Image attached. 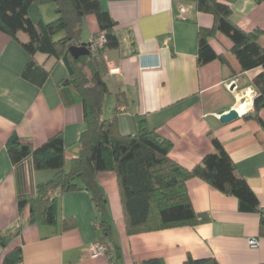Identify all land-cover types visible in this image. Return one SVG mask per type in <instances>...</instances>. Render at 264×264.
Instances as JSON below:
<instances>
[{
  "label": "crops",
  "instance_id": "obj_1",
  "mask_svg": "<svg viewBox=\"0 0 264 264\" xmlns=\"http://www.w3.org/2000/svg\"><path fill=\"white\" fill-rule=\"evenodd\" d=\"M221 1L230 6L231 20L243 31L263 32L259 42L264 47V0ZM100 2L116 23L120 39L119 47L104 56L110 92L104 118L111 116L114 95L124 92L128 106L120 109V133L132 135V116L144 117L151 130L172 144L171 158L186 169L214 152L212 139H217L238 175L257 196L260 213L240 212L236 198L194 179L188 183V193L197 217L195 227L127 236L116 178L103 173L97 182L106 199L111 225L110 258L93 256L100 232L90 195L84 190L66 193L58 200V221L72 218L73 229L61 231L59 223L29 224V210L18 212L17 200L33 198L37 186L55 172L34 171L30 158L12 164L6 142L16 134L23 143L37 148L60 133L68 170L78 154L84 128L82 108L73 89L60 84L68 76L62 62L37 53L35 61L49 72L46 82L37 87L21 77L28 55L0 32V264L16 248L22 252L18 264H185L188 259L210 258L218 264H264V236L259 234L260 218L264 217V108L259 111L260 122L247 117L253 112V82L261 70L240 72L230 53L231 42L222 35L210 44L227 63L216 60L198 66V31L210 28L212 18L196 12L191 5L179 0ZM44 8H29L28 16L34 24L57 18L52 5L48 11ZM97 29L96 19L88 17L81 44L89 42ZM18 39L26 42L27 36L19 33ZM249 96H253L250 105ZM238 102L244 104V112L249 108L247 113L228 124L220 123L219 113ZM251 239L257 240L256 247L249 245Z\"/></svg>",
  "mask_w": 264,
  "mask_h": 264
},
{
  "label": "trees",
  "instance_id": "obj_2",
  "mask_svg": "<svg viewBox=\"0 0 264 264\" xmlns=\"http://www.w3.org/2000/svg\"><path fill=\"white\" fill-rule=\"evenodd\" d=\"M179 1L212 18L210 28L198 31V66L216 60L223 65L227 63L210 44L212 39L222 35L231 42L230 53L238 62L240 72L261 70L253 82V112L247 116L260 122L259 111L264 108V47L259 41L263 32L243 31L231 20L230 6L221 0ZM44 5H52L57 18L34 24L28 16L29 8ZM90 16L96 19L98 28L92 39L102 35L105 43L95 52L75 59L70 56L69 48L81 45L84 23ZM115 27L116 23L102 8L100 0H0V32L16 41L29 57L22 79L37 87L48 79L49 72L34 59L37 53L53 57L57 62L66 57L72 73H68L60 84L73 89L82 108L84 123L78 140V154L68 170L62 134L52 136L37 148L23 143L16 134L8 138L6 151L12 164L30 158L34 171L55 172L51 179L37 186L33 198H18V212L28 208L29 224L53 226L59 223L61 231H69L75 227L74 220L58 221V200L66 193L84 190L90 195L96 211V226L100 232L98 243L104 245L108 253L112 247V231L106 199L97 182L98 175L103 173H112L116 178L127 236L195 227L197 217L188 193V183L194 179L225 196L236 198L240 212L260 213L257 196L238 175L230 156L217 139H212L214 152L205 155L193 168L186 169L171 158L172 144L151 130L144 117L132 116V135L120 133V109L125 110L128 106L124 92L114 95L111 116L104 118L105 102L110 95L106 84L109 70L104 56L120 45ZM19 33L27 36L26 42L19 41ZM259 234L264 236L263 216ZM0 242H3L1 237ZM21 261V248H16L4 257L2 264ZM185 264L218 262L213 258L188 259Z\"/></svg>",
  "mask_w": 264,
  "mask_h": 264
},
{
  "label": "water",
  "instance_id": "obj_3",
  "mask_svg": "<svg viewBox=\"0 0 264 264\" xmlns=\"http://www.w3.org/2000/svg\"><path fill=\"white\" fill-rule=\"evenodd\" d=\"M69 54L71 57L77 59L81 56H87L90 54V51L87 49L86 44H81L80 46L77 47H71L69 48ZM62 63L64 64L67 72L69 74L72 73L67 58L64 57L62 60ZM247 112H244L243 107L241 106L240 102L236 103L235 106L232 108H229L225 111H221L218 115L219 121L222 124H228L234 120H236L238 117H241L245 115Z\"/></svg>",
  "mask_w": 264,
  "mask_h": 264
},
{
  "label": "built area",
  "instance_id": "obj_4",
  "mask_svg": "<svg viewBox=\"0 0 264 264\" xmlns=\"http://www.w3.org/2000/svg\"><path fill=\"white\" fill-rule=\"evenodd\" d=\"M182 12H184L183 8H181ZM105 43V39L104 37L101 35L98 39L94 40V39H91L89 42L87 43H84L86 44V47L87 49L90 51V52H95L98 48H100L103 44ZM234 84V83H233ZM236 89V88H235ZM238 92H240V90H238ZM254 93V92H253ZM255 95V94H253ZM253 96H249V105L251 104L250 102L252 101ZM243 99H247V96L246 97H243ZM241 104V103H240ZM242 106V104H241ZM249 245L251 247H256L258 245L257 243V240L255 239H251L249 240ZM93 256L96 257L98 255H106L108 258H110V256L108 255V252H107V249L104 245H100V244H97L96 246H94L93 248Z\"/></svg>",
  "mask_w": 264,
  "mask_h": 264
},
{
  "label": "rangeland",
  "instance_id": "obj_5",
  "mask_svg": "<svg viewBox=\"0 0 264 264\" xmlns=\"http://www.w3.org/2000/svg\"><path fill=\"white\" fill-rule=\"evenodd\" d=\"M45 6V8L43 9V10H45V11H48V8H49V6H51V5H44ZM33 7V6H32ZM183 10H184V12H182V10H181V8H180V12L181 13H185V9L183 8ZM106 106L108 107V104H110V99H109V97H107V99H106Z\"/></svg>",
  "mask_w": 264,
  "mask_h": 264
},
{
  "label": "bare ground",
  "instance_id": "obj_6",
  "mask_svg": "<svg viewBox=\"0 0 264 264\" xmlns=\"http://www.w3.org/2000/svg\"><path fill=\"white\" fill-rule=\"evenodd\" d=\"M243 105H244V104H242V106H243ZM248 110H249V108L246 109V112H247Z\"/></svg>",
  "mask_w": 264,
  "mask_h": 264
}]
</instances>
